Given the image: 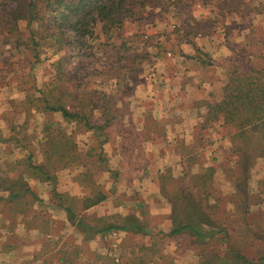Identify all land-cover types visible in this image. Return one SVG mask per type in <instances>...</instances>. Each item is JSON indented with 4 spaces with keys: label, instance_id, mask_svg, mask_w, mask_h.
I'll return each instance as SVG.
<instances>
[{
    "label": "crops",
    "instance_id": "1",
    "mask_svg": "<svg viewBox=\"0 0 264 264\" xmlns=\"http://www.w3.org/2000/svg\"><path fill=\"white\" fill-rule=\"evenodd\" d=\"M236 1L238 7L230 13V9L223 6L224 0H208L207 8L194 10L197 14L208 13L210 21L220 19L218 11L226 17L224 21L220 19L214 23V31L208 29L201 37L171 39L172 56L171 52L165 55L157 45L148 46L146 49L153 62L149 59L143 61L139 70L132 71V76L122 70L121 82L114 75H108L106 90L114 94L118 91V95H113L114 98L108 102L109 107L114 105L115 108L107 114L101 108H95L93 118L100 121L106 117L120 119L123 123L119 129L109 126L97 134L85 132L94 142L97 138L106 137L102 150L107 167L112 170L102 171L98 166L97 182L110 196L87 212L95 210L97 216L127 214L128 207L116 205L113 197L137 194L145 199L154 228L167 232L171 228V204L161 193L159 181L165 170L175 178L177 167L184 170L190 166L191 171L198 172L205 166L215 165L216 188L223 189L228 185L220 162L215 158L229 150L227 139L224 142L219 139L221 135H216L209 127L200 128V124L204 121L207 104L221 98L219 95L225 83L221 65L233 56L232 49H246L249 57L254 59L264 36V32L261 33L264 31V10L255 6L253 0ZM222 8L224 10H220ZM212 13L217 18H211ZM196 49L205 60L197 56L199 52ZM21 93L23 91L11 77L0 78V177L22 175L40 201L33 200L28 193L12 200L10 192L0 188V202L4 203V207L0 206V264H101V261L83 253L78 257L72 256L70 248L80 249L84 245V233L72 225L62 208L51 201L55 185L59 192H68L77 198L88 193L84 185L72 176L73 173L69 174L72 166L59 168L53 181L40 180L27 168L28 158L33 164L44 161L39 142L43 121L52 118L64 126L67 122L59 111L44 113L29 108ZM121 107L124 111L117 112ZM154 122H159V127ZM206 138L216 140L207 144ZM201 151L211 158L207 156V161L202 163V159L195 160L192 156L193 163L190 164L189 154ZM74 167H79V171L83 169L81 165ZM65 176L66 185L62 181ZM14 200L22 202L15 203ZM157 239L166 241L160 235ZM176 246L175 241L168 239L163 247L171 248L174 257L166 261L155 260L154 264H174L173 260L183 255L191 257L190 262L195 263L196 256L192 252H179ZM65 249L67 259L65 255L45 258L51 252L61 253Z\"/></svg>",
    "mask_w": 264,
    "mask_h": 264
},
{
    "label": "trees",
    "instance_id": "2",
    "mask_svg": "<svg viewBox=\"0 0 264 264\" xmlns=\"http://www.w3.org/2000/svg\"><path fill=\"white\" fill-rule=\"evenodd\" d=\"M129 1L131 0H7L6 2L0 0V10L8 2L15 3L12 10L2 14L3 20L8 25L7 31L2 32L4 33L3 42L9 45L10 49H18L19 53V48L24 47L29 51L32 64H36L40 60L42 41L48 36L45 32L47 25L53 30L52 33L58 36L55 52L66 44L76 48L77 44L85 42V37L92 36L95 26L99 25L105 32H116L134 18L136 15L130 12ZM21 21L25 22L22 29L19 25ZM0 27L4 29L5 25ZM126 40L127 37L124 36V42L121 45L130 43ZM158 40L157 46L162 50L161 44L165 43V39L161 36ZM196 51L199 52L197 56L202 61L205 60L202 55H199L201 52L198 49ZM132 52L135 53L134 50ZM232 52L233 56L224 63L229 68L221 88V98L207 104V111L200 128L213 129L214 122H219L222 127L234 128L235 131L228 136L231 137V144L228 151L224 150L226 157L224 162H220V167L226 176V181L232 187V196L236 194L239 196L238 202H232L234 208L241 213H246L250 205L248 184L251 167L258 158L264 157V36L254 59L249 57L246 49L237 47L232 49ZM4 54L0 53L2 56ZM147 59L153 62L146 48L139 50L137 54H131L125 61L118 62L117 59H113L109 62L111 65L106 71L107 75L110 77L114 75L121 82L122 70L129 72L132 76V71L139 70L143 61ZM234 59H241L242 62L239 64ZM63 60L65 61L63 56H58L51 66L57 63L61 68ZM61 72L64 73L65 70L62 68ZM57 75H61L60 71ZM23 83L18 82V86L26 94L24 96L29 108L33 107L36 111L44 113L59 111L64 121L75 127L83 126L84 132L93 131L97 134L100 131H106L109 126L118 129L122 127L123 122L120 119H109L107 115L101 121L93 118L95 108H101L104 114H107V111L112 112L115 106L109 107L108 102L114 98L113 95L115 97L118 95V91L114 94L105 89L97 97L91 96L90 103L85 104L81 98L73 96V93L72 97H68L70 92L67 87L56 90L51 83L46 82L43 88L38 86L35 88L34 84L33 88L29 86L28 89L22 85ZM31 89L36 90L38 95H32ZM123 111L122 107L117 110V112ZM154 124L159 127L160 123L154 122ZM75 129L68 131L64 125L52 118L43 121L39 142L44 161L33 164L28 158L27 168L34 177L53 181L56 177L55 172L59 168L82 166L83 169L78 172L76 180L84 185L86 191L88 189V193L77 198L70 196L68 192H59L55 185L51 194L53 204L62 208L72 225L84 233V244L96 237L102 239L112 232H122L125 239L138 240L135 243L133 256L116 260L108 254H96L101 264H150L152 260L149 261L148 250L154 253L151 257L155 254L162 257L159 247H156V239L159 235L166 241L168 239L175 241L179 252H192L196 256L194 264H264V250L259 252L252 249L250 253L244 251L243 245L245 247L248 245L250 248L257 246L254 242L256 238L251 236L242 238L241 231L230 228L227 222L221 220L226 218H220L215 211L218 208L221 213H226L225 205L222 203V197L226 195L224 189H217L214 184L215 165L205 166L198 172L191 171L190 166H187L182 175L176 178L170 174L169 170L160 174L161 193L171 204L169 216L171 228L167 232L154 228L153 217L148 213L145 199L137 194L129 196L117 194L113 197L116 205L128 207L127 214L88 215L89 208L110 196L97 182L98 166L102 171L112 170L107 167L108 162L102 150L106 137L97 138L83 153L77 149ZM220 135L219 139L225 142L227 136ZM204 149L206 147H203ZM198 154H189L188 162L193 163L192 156L195 160L202 159L203 157L200 156L205 152L201 151ZM0 188L8 190L12 200L26 193L30 194L33 200H38L22 175L0 177ZM262 192L264 193V189ZM18 201L14 200L15 203L22 202V200ZM3 204L0 202L1 207ZM236 210L230 214H234ZM240 237L241 240H239ZM147 239L150 241L148 247L145 243ZM69 251H72V256H77L75 249L70 248ZM66 256L65 254V259L68 258Z\"/></svg>",
    "mask_w": 264,
    "mask_h": 264
},
{
    "label": "rangeland",
    "instance_id": "3",
    "mask_svg": "<svg viewBox=\"0 0 264 264\" xmlns=\"http://www.w3.org/2000/svg\"><path fill=\"white\" fill-rule=\"evenodd\" d=\"M6 1L7 0H5V2ZM206 1L208 0H131L128 3L130 12L136 16L130 19L128 23H125L116 32H105L104 29L97 25L94 28L93 37H85V42L77 44L76 48L69 47L66 44L62 49L56 50V52L55 49L58 36L52 33L53 30L47 25L45 27V32L48 36L42 41L43 43L40 46L39 53L40 60L36 64H32L29 51L24 49V47L19 48V53L18 49H10L11 47L3 42L4 33L2 32H4L3 30L7 31L8 25L3 20L2 14L12 10L15 6V3H4L5 6L0 10V19H2L0 20V25H5L4 29L0 27V53L5 54L3 56L0 55V78L1 80H5L6 77H11L17 83L24 82L22 85L28 89L29 86L33 88L34 84L36 85L35 88H37V86L43 88L46 82L51 83L56 90L60 87H67L69 90L68 92H70L68 97H72L73 93V96L81 98L83 103L89 104L91 96L96 95L97 97L100 92L106 89L107 85L105 86V84L108 76L106 71L109 65H111V63H109L111 60L117 59L118 62L125 61L131 54H137L141 49L159 44L158 39L161 38V36L165 39V43L161 44L163 53H166L168 56V52H171L170 56H172L173 52L170 50H174V48H171V42H169L171 39L176 41L177 37H179L180 39L188 40L195 36H203L208 29L214 31V23L220 19L224 21L226 15L218 11L220 19H211L210 21L207 15L208 13H194L196 9L207 8ZM211 1L217 2V0ZM224 2V8L230 9H227L228 13H230L232 9L235 10L236 7H238L236 0H229L228 2L224 0ZM253 2L256 4L255 6L264 10V0H253ZM224 8L220 10H224ZM192 13L196 14L197 17H194ZM215 15L216 14L212 13L211 18H217V15ZM24 24V21L20 22L19 25L21 29L24 28ZM263 32L264 31H261L262 34ZM198 33H200L201 36H199ZM144 35H147L148 38L144 39ZM124 36L127 37L126 41L130 42L129 44L127 43V45H121V43L124 42ZM132 50H134L135 53H133ZM58 56H63L65 61L63 60V63H61V68L58 67L57 63L52 67L51 63L57 60ZM234 60H237L239 64L242 62L241 59ZM24 65H27V67H24ZM221 67V74L225 76L226 80L229 67L226 64H222ZM62 68L65 70L64 73L61 72ZM58 71H60L61 75H57ZM31 94L38 95V92L31 89ZM21 95L26 94L21 93ZM219 96H221V94ZM95 120L100 121L99 119ZM73 126V124L67 123L65 127L68 131L76 128L75 132H77V135L75 139L77 142V149L84 153L94 140L92 137L91 139L89 135L85 134L83 126ZM212 127V130L217 133L216 135L222 134L227 136V146H230L231 137L228 136L235 131L234 128L232 126L222 127L219 122H214ZM213 140L215 141L216 139L206 138V143L213 142ZM182 143L183 142H181V144ZM181 146L182 145H180V147ZM223 153L224 152L215 157L218 162H224L226 156ZM207 156V154H204L200 157H203V161H207ZM208 157L211 158L210 155ZM82 158L85 159L84 157ZM71 172L73 173L72 176L76 179L78 172H80L79 167L75 168L72 166L69 174ZM175 172L178 174L177 177H180L183 170L177 167ZM62 179L64 185H66V176ZM248 185L250 191V205L246 213H241L239 212L240 210L234 208V203L232 202H238L239 196L237 194L232 196V187L229 183L224 186L223 189L226 195L222 197V203L225 205L224 209L226 213H221L218 208L215 209V211L218 212L220 218H226L221 220L227 222L230 228H236L241 231L242 238H246V236L256 238L254 242L257 246L250 248L246 245V247H248L247 249L245 245H243L245 252L247 251V253H250L249 251L252 249L253 251L256 250L261 252L264 250V193L262 192V189H264V157L258 158L251 167ZM70 187L74 190L71 184ZM230 199L232 201H230ZM233 210L237 212L230 214L234 212ZM87 214L92 215L97 214V212L95 210L88 211ZM242 215L244 217L243 219ZM239 240H241V237ZM136 241L138 240L135 238L125 239L122 232H112L102 239L98 238L92 242L88 240L80 249L76 248L75 251L77 257L83 253L84 255L92 256L97 259L96 254L108 253L114 259L121 260L134 255L133 251H135ZM149 242L148 239L145 242L147 247L150 246ZM166 242L167 241L161 242L156 239V247H159V253H161L162 257H160L159 254H155V256L151 257V254L154 253L148 250L147 254L150 258L149 261L152 260L150 264H154L155 260L157 261L158 259L166 261L170 260V257H174L171 253V248L167 249L163 247L164 243L166 245ZM66 252L67 249L61 253L51 252L47 254L45 258L53 259L57 256L65 255ZM187 253L190 254L191 252ZM181 255L183 254L181 253ZM190 260L191 257L183 255L177 257L173 262L175 261L174 264H192ZM43 264H47V262Z\"/></svg>",
    "mask_w": 264,
    "mask_h": 264
},
{
    "label": "built area",
    "instance_id": "4",
    "mask_svg": "<svg viewBox=\"0 0 264 264\" xmlns=\"http://www.w3.org/2000/svg\"><path fill=\"white\" fill-rule=\"evenodd\" d=\"M198 35L201 36L200 33H198ZM147 38H148V36L147 35H144V39H147ZM168 55H170L169 52H168Z\"/></svg>",
    "mask_w": 264,
    "mask_h": 264
}]
</instances>
